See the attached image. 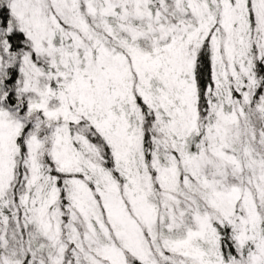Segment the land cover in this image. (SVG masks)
<instances>
[{
	"label": "snow or ice",
	"instance_id": "1",
	"mask_svg": "<svg viewBox=\"0 0 264 264\" xmlns=\"http://www.w3.org/2000/svg\"><path fill=\"white\" fill-rule=\"evenodd\" d=\"M0 264H264V0H0Z\"/></svg>",
	"mask_w": 264,
	"mask_h": 264
}]
</instances>
